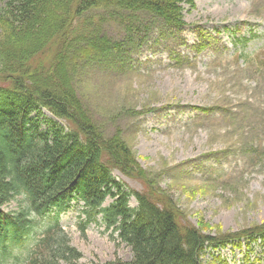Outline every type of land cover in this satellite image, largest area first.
<instances>
[{
  "label": "rangeland",
  "instance_id": "obj_1",
  "mask_svg": "<svg viewBox=\"0 0 264 264\" xmlns=\"http://www.w3.org/2000/svg\"><path fill=\"white\" fill-rule=\"evenodd\" d=\"M127 14L96 6L69 14V46L62 48L60 36L29 66L51 65L53 85L76 96L104 144L130 151L136 173L113 168L118 181L145 199L153 200V187L165 193L170 200L160 202L176 205L183 227L236 236L224 249L209 248L207 264L258 259L262 245L248 247L251 236L237 237L264 227V0H195L193 8L184 5L181 31L145 12L131 14L130 24ZM144 22L151 32L143 40ZM59 50L64 56L54 62ZM19 201L4 210L18 211ZM72 205L60 223L82 253L81 264L132 259L131 248L101 223L83 237L82 204ZM130 205L139 203L133 197ZM17 252L8 264H22L25 251Z\"/></svg>",
  "mask_w": 264,
  "mask_h": 264
},
{
  "label": "trees",
  "instance_id": "obj_2",
  "mask_svg": "<svg viewBox=\"0 0 264 264\" xmlns=\"http://www.w3.org/2000/svg\"><path fill=\"white\" fill-rule=\"evenodd\" d=\"M185 4L193 8L195 0H0V264L16 251L28 253L27 264H81L82 253L59 225L60 214L80 201L86 207L79 226L83 237L99 220L112 230V238L117 234L131 248L129 262L111 264H207L209 248H224L236 237H209L183 227L176 205L160 202L170 200L165 193L153 187V200L145 199L118 181L113 168L136 173L130 151L119 142L104 144L78 110L76 96L53 85L51 65L29 66L60 36L62 48L69 46L67 28L74 13L79 17L95 6L117 9L130 13L124 21L132 24L131 14L145 12L173 30L186 26ZM147 24H139L143 40L150 36ZM129 32L139 36L135 29ZM60 55L64 50L57 51L54 62ZM133 197L139 203L135 208ZM108 199L112 202L104 206ZM16 200L22 204L19 210L5 212ZM45 220L48 226L37 227ZM250 236L261 239L264 259V227L237 238Z\"/></svg>",
  "mask_w": 264,
  "mask_h": 264
}]
</instances>
